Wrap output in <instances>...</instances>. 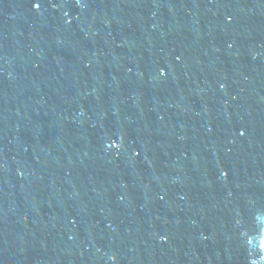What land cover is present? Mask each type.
Segmentation results:
<instances>
[{"label": "water", "instance_id": "1", "mask_svg": "<svg viewBox=\"0 0 264 264\" xmlns=\"http://www.w3.org/2000/svg\"><path fill=\"white\" fill-rule=\"evenodd\" d=\"M0 264H264V0H0Z\"/></svg>", "mask_w": 264, "mask_h": 264}, {"label": "snow or ice", "instance_id": "2", "mask_svg": "<svg viewBox=\"0 0 264 264\" xmlns=\"http://www.w3.org/2000/svg\"><path fill=\"white\" fill-rule=\"evenodd\" d=\"M37 7H39V5H36Z\"/></svg>", "mask_w": 264, "mask_h": 264}]
</instances>
